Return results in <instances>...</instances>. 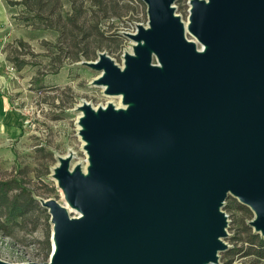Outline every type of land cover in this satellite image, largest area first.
Masks as SVG:
<instances>
[{"label":"water","instance_id":"1","mask_svg":"<svg viewBox=\"0 0 264 264\" xmlns=\"http://www.w3.org/2000/svg\"><path fill=\"white\" fill-rule=\"evenodd\" d=\"M141 1L123 68L83 62L121 107L76 106L85 171L52 177L77 216L43 200L51 255L29 264H217L230 196L264 237V0H189L186 27L176 0Z\"/></svg>","mask_w":264,"mask_h":264},{"label":"rangeland","instance_id":"2","mask_svg":"<svg viewBox=\"0 0 264 264\" xmlns=\"http://www.w3.org/2000/svg\"><path fill=\"white\" fill-rule=\"evenodd\" d=\"M17 1L0 0V180L12 179L19 173L39 203L54 199L62 205L61 190L52 177L58 159L71 156L69 167L78 165L82 171L87 164L77 133L80 111L76 106L87 102L97 108L111 102L117 108L119 104L117 97H107L101 87L92 85L100 71L83 62H93L99 53H106L114 64L123 68V56L126 52L133 53V42L123 34H134L138 25L147 27V7L141 0H105L110 2L109 18H103V11L93 8L94 17H81L80 22H84L85 29L90 27V33L91 27L98 23V34H91L88 50L101 48L97 49L94 60L82 58L72 62L75 49L70 37L58 43L55 30L34 29L19 23V10L8 4ZM80 1L76 0V4ZM188 1L176 0L173 4L176 15L184 23L188 21ZM63 8L66 14L69 8ZM100 32L108 39L99 36ZM78 36L79 40L81 36ZM118 37L122 40L120 47H117ZM187 38L194 41L189 35ZM59 48L67 52L60 51L58 55ZM234 201L230 196L223 204L228 220L227 237L223 240L227 250L219 253L217 264H252V256L243 258L236 252L243 244L240 241L247 238L243 224L250 227L253 213L246 206L249 213L235 208V203H239ZM69 215L77 216L74 211ZM32 227L36 229L32 231ZM52 227L50 219L45 221L43 216H36L25 231L15 228L6 234L0 229V260L8 264L49 261ZM47 232L50 250L44 258ZM250 233L255 234L251 227Z\"/></svg>","mask_w":264,"mask_h":264},{"label":"trees","instance_id":"3","mask_svg":"<svg viewBox=\"0 0 264 264\" xmlns=\"http://www.w3.org/2000/svg\"><path fill=\"white\" fill-rule=\"evenodd\" d=\"M9 3L19 10L17 19L22 25L34 29H53L57 32L58 43H62L70 37L69 40L75 49L71 59L72 62H79L82 58L85 60L96 59L97 49H100L101 46H97L95 50L90 51L88 45L91 34L93 32L94 35L98 34V23L91 27L90 33V27L85 29L84 22H80V18L94 17L96 12H93V8L95 7L103 11V18H109L107 16V5L110 2L105 3V0H81L77 5L76 0H19ZM65 6L69 8L66 14L63 13V7ZM79 34L81 38L78 40ZM99 36L108 39L101 32ZM118 40H116L118 41L117 47H120L122 40L120 37H118ZM81 44L83 45L80 48ZM20 45L23 46L21 43ZM60 51L67 52L65 49L59 48L58 55L61 54ZM26 185L27 182L23 180V176L19 173L12 179L0 180V229L7 232L6 234H9L15 228L27 230L28 224L36 216H43L45 221L50 219L46 209L40 206L41 202H38L31 189ZM235 208L249 213L246 207L237 203H235ZM35 229L36 227H32L31 230ZM243 232L247 234V238L245 241H240L243 244L236 253H240L243 258L252 256V264H264V237L261 238L259 234H251L250 227L246 224H243ZM49 238L50 233L47 232L44 236V258L49 255Z\"/></svg>","mask_w":264,"mask_h":264},{"label":"bare ground","instance_id":"4","mask_svg":"<svg viewBox=\"0 0 264 264\" xmlns=\"http://www.w3.org/2000/svg\"><path fill=\"white\" fill-rule=\"evenodd\" d=\"M185 25V27H186V23L184 24ZM102 89V88H101ZM112 97V96H111ZM110 99V98H109ZM112 100V99H111ZM118 100H119V104H117L118 105V107L117 108H119V107H121V98L120 97H118ZM118 102V101H117ZM111 103V102H110ZM62 194V193H61ZM63 196V195H62ZM62 206L64 207V209L65 210H67V212L68 213H73V211L74 210H72V209H70V207L68 206V204L66 203V201H65V199H64V196H63V204H62ZM75 212V211H74ZM76 213V212H75ZM77 214V213H76Z\"/></svg>","mask_w":264,"mask_h":264}]
</instances>
